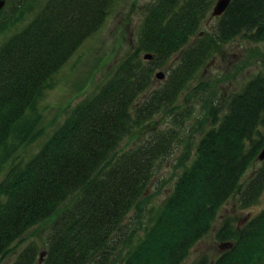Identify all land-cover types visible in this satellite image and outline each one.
<instances>
[{
  "label": "trees",
  "instance_id": "1",
  "mask_svg": "<svg viewBox=\"0 0 264 264\" xmlns=\"http://www.w3.org/2000/svg\"><path fill=\"white\" fill-rule=\"evenodd\" d=\"M214 1L148 3L132 50L26 158L19 151L44 134L40 101L115 0L6 1L0 12V36L8 33L0 44V261L27 232L49 221L41 264H182L231 196L239 193L243 206L257 200L264 161L244 188L241 179L264 146V71L227 97L224 112L210 105V127L170 193L157 206L143 204L176 138L175 130L147 131L149 123L180 108L177 98L218 45L239 35L264 40V0H231L211 36H199ZM194 36L196 43L187 46ZM144 53L153 59L144 60ZM177 53L164 83L150 89L155 68ZM133 210L138 222L145 221L134 241L122 234ZM216 238L225 248L209 264L261 262L264 210L240 229L223 221ZM38 260L29 242L9 264Z\"/></svg>",
  "mask_w": 264,
  "mask_h": 264
},
{
  "label": "rangeland",
  "instance_id": "2",
  "mask_svg": "<svg viewBox=\"0 0 264 264\" xmlns=\"http://www.w3.org/2000/svg\"><path fill=\"white\" fill-rule=\"evenodd\" d=\"M151 1L115 0L101 27L83 41L56 74V86L48 90L39 103L43 113L41 124L45 128L44 134L26 149L20 150V158L29 157L37 151L52 130L64 120L70 108L93 93L113 66L132 50L138 39L144 8ZM216 23L217 19L210 17L209 12L201 23L199 36L210 37ZM23 25L24 22L18 24L16 29ZM7 35L8 33L0 36V44ZM196 40L197 36L190 38L187 46L194 45ZM178 61L179 53L172 55L161 66L155 68L153 74L162 70L167 76L170 67L176 65ZM260 71H264V40L255 42L239 35L210 52L205 63L194 73L187 87L177 98L179 109L168 113L166 117L162 114L154 117L147 131L175 130L176 138L170 153L159 161L154 179L147 188V197L143 202L145 209L161 204L172 190L183 166L194 157L201 134L210 127L206 119L210 105L220 107L223 109L221 112H224L227 97ZM165 78L152 77L150 89L161 86ZM187 113L189 115L184 117ZM221 115L222 113H219V116ZM259 131L264 136V121L259 126ZM134 139L133 137L124 140L122 147L128 148L134 143L132 142ZM187 155L188 159H185ZM261 165L262 162L256 160L246 170L241 179L242 188ZM263 210L264 186L257 200L249 206H243L240 194L235 193L220 207L209 233L192 246L182 264H196L203 260L207 264L213 262L223 250L216 238L223 221H232L235 228L240 229ZM134 215L136 216V212L133 210L124 220L123 238L130 236V239H133L134 231H138V234L142 232L140 227L143 228L145 221L138 222ZM49 226L50 222L47 221L32 228L16 250L0 261V264L12 262L29 242L36 245L37 253L45 250ZM257 264H264V259Z\"/></svg>",
  "mask_w": 264,
  "mask_h": 264
},
{
  "label": "water",
  "instance_id": "3",
  "mask_svg": "<svg viewBox=\"0 0 264 264\" xmlns=\"http://www.w3.org/2000/svg\"><path fill=\"white\" fill-rule=\"evenodd\" d=\"M7 0H0V11L3 9V7L5 6ZM231 0H215L211 12H210V17H218L221 16L223 14V12L226 10V8L228 7L229 3ZM143 58L146 60H151L153 58V55H151L150 53H146L143 55ZM154 77L156 79H163L165 77V73L163 71H158L154 74ZM257 159L262 161L264 160V146L261 148ZM45 251H40L39 252V260L37 262V264H41L42 260L44 258L45 255Z\"/></svg>",
  "mask_w": 264,
  "mask_h": 264
}]
</instances>
